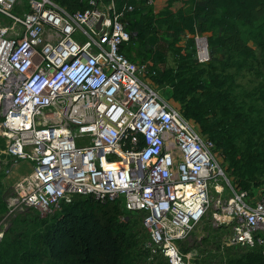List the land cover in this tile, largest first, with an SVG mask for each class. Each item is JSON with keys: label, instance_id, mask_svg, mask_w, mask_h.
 <instances>
[{"label": "built area", "instance_id": "1", "mask_svg": "<svg viewBox=\"0 0 264 264\" xmlns=\"http://www.w3.org/2000/svg\"><path fill=\"white\" fill-rule=\"evenodd\" d=\"M80 1L69 12L56 0H0V179L30 164L4 197L0 238L15 214L82 194L142 210L167 264L197 255L180 242L206 216L223 229L219 260L258 247L264 264V177L234 189L213 142L148 79L155 68L121 51L132 5ZM193 39L195 60L207 61L205 35Z\"/></svg>", "mask_w": 264, "mask_h": 264}, {"label": "trees", "instance_id": "2", "mask_svg": "<svg viewBox=\"0 0 264 264\" xmlns=\"http://www.w3.org/2000/svg\"><path fill=\"white\" fill-rule=\"evenodd\" d=\"M66 10L80 0H56ZM125 14L130 38L121 51L131 60L155 68L154 85L169 87L168 100L198 133L213 142V151L234 189H252L264 174V123L245 109L233 93V73L256 68L260 77L246 92L264 103V0H115ZM205 35L209 46L225 54L217 64L195 60L193 35ZM190 34L183 42L179 34ZM165 43L175 57L166 65L158 48ZM46 215H17L0 238V264H136V220L119 199L76 195ZM6 204L0 200V213ZM228 247L218 264H261L258 247ZM233 250V251H232ZM151 264V263H150ZM160 264H167L161 262Z\"/></svg>", "mask_w": 264, "mask_h": 264}, {"label": "rangeland", "instance_id": "3", "mask_svg": "<svg viewBox=\"0 0 264 264\" xmlns=\"http://www.w3.org/2000/svg\"><path fill=\"white\" fill-rule=\"evenodd\" d=\"M178 37L179 41L183 42L187 37H191V35L185 32L179 34ZM206 44L209 52L208 61L217 64L219 60L224 58L225 54L220 48L209 46L207 41ZM158 48L164 51L166 55V65H174L175 57L168 50L165 43L159 42ZM228 71L234 74L233 93L235 94L236 99L244 103L245 109H248V111H250L253 116L262 119L264 123V103L256 100L253 97H247L246 95V92L252 90L260 80V77L256 73V68H243L237 72H235L233 68H230ZM160 92L167 98L169 87L160 88ZM29 169V162L21 161L16 167L13 168V171L8 176L0 179V200H4V197L10 191L11 184L17 175ZM262 177H264V174L258 175L256 177V181H259ZM60 207L61 206L54 208V210L49 213H41L35 209H28L24 212H19L10 218V220H7V225L4 227V231L7 227L11 226L17 215H26L28 217H31L35 214L46 215L55 212L56 210L60 209ZM1 214L2 213H0V217ZM142 217L143 216L141 214H123L121 217V220H125V218H131L137 221L136 226L133 228L138 240L135 248L137 249L139 259L137 260L136 264H160L161 262L167 263V260L162 252L149 241L148 231ZM222 233L223 229L221 227L216 228L212 226L209 216L204 217L193 229V231L180 242L183 251H186L191 247L197 251V255L190 259L189 264H218L219 255L215 253V249H213V247L214 245H218ZM232 249L236 250L238 248Z\"/></svg>", "mask_w": 264, "mask_h": 264}, {"label": "water", "instance_id": "4", "mask_svg": "<svg viewBox=\"0 0 264 264\" xmlns=\"http://www.w3.org/2000/svg\"><path fill=\"white\" fill-rule=\"evenodd\" d=\"M96 26H97V27L99 26V21L97 22Z\"/></svg>", "mask_w": 264, "mask_h": 264}]
</instances>
